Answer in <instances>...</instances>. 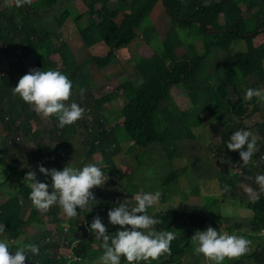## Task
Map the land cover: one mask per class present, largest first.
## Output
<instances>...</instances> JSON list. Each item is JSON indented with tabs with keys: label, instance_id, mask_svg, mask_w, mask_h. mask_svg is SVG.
I'll return each mask as SVG.
<instances>
[{
	"label": "trees",
	"instance_id": "trees-1",
	"mask_svg": "<svg viewBox=\"0 0 264 264\" xmlns=\"http://www.w3.org/2000/svg\"><path fill=\"white\" fill-rule=\"evenodd\" d=\"M60 1L36 0L31 5L18 8L13 0L11 8L0 9L1 48L13 51L19 58L29 57L38 70H58L65 74L73 86L69 103L75 102L85 109L82 119L64 128L58 127L59 121L55 116L48 118L51 124L47 132L49 143L42 142L39 133L33 131L38 141L30 156L37 162V168H21L20 159L24 154L17 140L20 134L32 131L30 122L40 116L13 91L27 72H22L17 79L0 74V124L12 138V151L16 150L7 155L11 159L8 162L0 148V166L10 170L5 182L0 183V223L5 225L7 240L14 242L10 251L14 254L18 247L31 244L39 247L40 253L37 256L29 254L25 264H76L66 257L69 249L57 243L56 235L64 233L65 227L76 233L78 225L87 224V234L74 248L75 255L82 257L79 262L82 264L94 245L100 247L95 233L89 230L93 218L99 216L102 221H108V211L124 203V197L134 196L136 192L131 186V176L135 172L131 167L122 166L124 179L117 177L119 171L115 157L131 155L137 148L143 150L136 157V170H139L143 165L140 159L144 158L146 149L161 147L171 169L160 179L161 198L165 202L168 196L177 194L175 187L187 179L185 175L189 165L186 156H197L199 153L200 148L195 146L199 141L195 131L199 128L208 130L213 123L220 128L221 139L213 152L214 158L220 160L223 166L218 179L222 190L225 185L231 189L230 192H223V196L239 201L252 211V217L245 224L230 216L213 219L202 213L180 210L153 212L150 208L148 214L155 213L153 217L163 221L155 226V230L173 231L176 239L170 246L171 255L165 254L156 261L141 264H185L184 259L191 257L198 262L199 254L195 252L196 246L191 238L197 231L203 232L209 227L220 232L224 228L229 234L258 240L264 233V193L252 202L249 198H240L234 188L247 183L259 191L255 177L264 175V138L257 140L258 151L248 165L243 164L238 152L228 150L227 144L234 132L251 131L243 123L261 111V101L255 97L246 101L243 92L251 76H257L258 80L248 88L262 90L264 30L260 29L264 27V0H72L76 5L83 6L81 14L74 16L71 10L65 8L58 15L46 18L45 13L52 11ZM161 8L165 9L172 22L164 38L153 21L155 11ZM83 16L86 18L84 23ZM68 20H72L78 29L82 48L88 51L104 46L106 53L79 61L67 40H56ZM251 33L255 34L247 38L246 35ZM240 40L246 42L247 51L234 53L232 44ZM139 41L142 44L140 56L128 59L134 65L132 74L127 75L112 92L97 97L93 92L95 77L87 66H93V71L98 73L117 62L119 52ZM180 49H184L181 54ZM214 52L215 56L227 55L221 61L222 73H213L208 68V59L213 57ZM231 92L237 99H232ZM183 96H187L188 100ZM120 99L123 100L121 108L113 111L117 124L114 129L113 122L107 120L103 109L110 102ZM22 115L26 122L18 125L16 121ZM205 117L209 119L206 121ZM258 131L264 137L262 121L258 124ZM76 136L84 137L88 158L100 153L106 163V167L101 168L106 184L93 190L96 202L91 212L77 210L85 220L79 224L76 219L63 223L59 219L62 209L58 205L47 213L37 211L29 199L31 190L24 182L27 172L34 171L38 181L51 186V177L41 174L38 165L48 169L57 167L59 161L53 159L57 155L59 160L64 161L59 170L68 166V155L72 149L67 142ZM191 143L194 145H189ZM127 144L131 147L124 149ZM187 145L194 147L195 151L185 152ZM16 179L22 181L17 191L4 197L6 184ZM131 188L133 191H130ZM190 194L200 197L197 189L191 190ZM103 208L105 211H102ZM32 226L39 227V230L28 236V229ZM195 226L201 227V230ZM118 230L122 229L112 225L107 228L109 235ZM23 236L27 238L21 243ZM73 236L66 235L65 239L74 240ZM121 264L128 262L121 258ZM229 264H264V241L252 248L249 254L232 259Z\"/></svg>",
	"mask_w": 264,
	"mask_h": 264
},
{
	"label": "clouds",
	"instance_id": "clouds-1",
	"mask_svg": "<svg viewBox=\"0 0 264 264\" xmlns=\"http://www.w3.org/2000/svg\"><path fill=\"white\" fill-rule=\"evenodd\" d=\"M14 3L19 8L31 5L32 0H14ZM72 87L71 80L58 70L30 69L19 79L13 91L37 115L43 118L55 116L59 121L58 127L64 128L74 125L85 113V109L77 103H69ZM254 97L264 102V90L248 88L245 99ZM227 149L238 152L244 165L251 164L253 155L258 151L257 137L251 131H236L231 135ZM38 169L44 176L51 177V186L38 181L34 171L27 172L24 182L31 190L29 199L32 205L42 214L58 205L68 219H78L80 215L77 210L87 209L90 212L96 202L93 190L106 184L101 168L91 163L79 169L65 166L63 170L48 169L41 164ZM255 183L259 191L252 187L246 188V194L252 202H256L260 193H264V175H257ZM222 191L230 192V186L225 185ZM161 196L159 190L154 193L141 191L135 195L133 206L120 203L109 210V224L122 229L113 235L108 234L99 216L93 218L89 230L95 233V239L103 249V254L95 264H121V258L128 264H141L156 261L165 254L171 255L170 246L176 239L174 232L156 231L155 226L163 221L148 214L150 208L159 205ZM5 231V225L0 223V236ZM191 240L196 246L195 252L203 255L209 264H223L225 259H238L252 251L251 240L211 227L203 232L197 231ZM12 243L0 239V264H25L29 254L37 256L40 253L39 247L29 244L18 247L13 254L10 251ZM71 260L79 264L80 258L72 256Z\"/></svg>",
	"mask_w": 264,
	"mask_h": 264
},
{
	"label": "rangeland",
	"instance_id": "rangeland-1",
	"mask_svg": "<svg viewBox=\"0 0 264 264\" xmlns=\"http://www.w3.org/2000/svg\"><path fill=\"white\" fill-rule=\"evenodd\" d=\"M36 1V0H32ZM13 5V0H0V9H9ZM65 8L71 10L74 16H77L81 14L84 10L83 6L80 7V5H76L72 0H61L50 12L45 13V17L49 18L52 15H58L60 12H62ZM82 19L83 22H86L85 16ZM74 18V17H73ZM72 18V20H73ZM72 20H68L66 22L64 29H62L61 34L58 35L56 38L57 41L61 40H67L71 48L76 51V55L80 58L79 61L84 60L87 57H90L91 55H103L106 53V48L104 46H97L94 50H88L82 48L80 45V37L78 33V29L75 26L74 23H72ZM153 21L156 25V29L159 31L162 38L165 37V33L170 29L172 22L170 17L165 13V9L161 8V10H156L153 15ZM142 47L141 42L132 45L128 49H124L121 52L118 53V61L114 62L110 67L103 69L102 71L95 73L93 71V66H87V68H91L93 75L95 77L96 86L94 89V94L97 97H101L106 92L110 93L112 92L120 83H122L126 76L129 74H132L133 72V62L129 63V58H134L136 56H140V49ZM232 51L234 53H240V52H246L247 51V45L244 40L238 41L236 44H232ZM184 52V49H180V54ZM216 52H214L213 57L208 59V68L213 73H219L221 70V61L224 57H226V53L217 54L215 56ZM82 55V56H81ZM81 56V57H80ZM215 56V57H214ZM30 69H36L35 64L33 61L30 60L29 57H17L14 55L13 51L8 52L5 49L3 50L1 48V42H0V74L5 73V77L8 75H11L15 77L16 79L18 77H21L22 72L26 71L28 72ZM222 73V72H220ZM261 78V88L264 90V76ZM1 78V75H0ZM260 78V76H259ZM258 80L257 76H251L248 78V84L246 87H244L243 92V98H245L246 90L249 86H251L253 83H255ZM185 100H188L187 96H183ZM232 99H237V96L234 95L233 92H231ZM246 100V99H245ZM248 101V100H246ZM121 104H123V100L120 99L117 102H110L107 106L104 107L103 111H105L107 120H110L114 127L116 129V117L114 112L119 111L121 108ZM260 114H256L254 116H251L247 119H245L243 125L245 127L251 128V132L257 137V140L264 138L262 135H260L258 131V124L262 121L264 123V103L261 102L260 105ZM110 111V113H109ZM109 113V114H108ZM40 116V115H39ZM206 121L209 119V117H205ZM25 116L22 115L16 123L26 122ZM226 122H228V117L226 118ZM19 125V124H18ZM29 127L32 128V131L22 133L19 135V144L22 145V151L21 153L24 154V156H21V163L20 167H29V168H37V162L33 160V158L30 156V153H33V151L36 148V141H38L37 138L33 136V131H37L39 136H41L42 142L49 143V135L48 131L51 129V124L48 120V118H43L42 116L39 117V119H32L30 122ZM28 130V128H27ZM220 128L216 123L211 124V126L208 128L197 129L195 131V134L199 138V141L195 143L196 148H200L199 153L197 156H193L194 154H188L186 156V163L189 165V168L187 170V173L185 177L187 179H183L181 185L175 187V192L177 193L176 196L173 194L171 196H168L165 199V202L162 201V198L160 200V203L158 206L154 207L153 210H160V211H171V210H180L185 211L187 213H202L207 215L210 218H216L221 216H230L235 221H239L240 223L247 224L250 218L252 217V211L248 210L244 205H241L239 201L235 200H229L226 199L223 196L222 191V183H220V180L218 179V173H220L223 170V166L220 162V160L214 158L213 152L216 151V145L220 142ZM9 132L0 124V148L2 152L7 156L10 153H15L16 150L12 151L11 149V140L12 138L8 137ZM84 137H73L70 142H67V145L72 149V151L68 155V165L70 167L74 168H82L83 166L91 163L95 164L100 168L106 167V163L104 161V158L100 153H96L91 158L87 157V151L85 149V145L83 142ZM185 143V142H182ZM9 144V145H8ZM18 145V144H17ZM189 145H194L193 143ZM20 146V145H18ZM159 146V145H154ZM128 147H131V144H127L124 146V149H127ZM185 152L186 151H195L194 147H184ZM161 147H153L150 152L153 154L159 153V155H155L154 158L150 157L148 154H145L143 156L144 158L140 161L143 164L139 170L134 171L135 173L133 176H131V182H132V188L136 191L134 192V196H126L123 201L129 206H133L135 204V195L141 191L143 192H155L160 189V178L167 175L168 172L171 170L168 167V162L165 160V154L163 150L161 151ZM147 152H149L148 149H146ZM198 151V150H196ZM143 150L137 148L135 149L134 153L131 155H128V157L123 159L121 157H118L114 159L115 164L118 166L119 174H117V177L123 178L124 175L121 174L122 172V166H131L135 163L137 164L136 157L141 154ZM20 153V154H21ZM19 154V155H20ZM143 154V153H142ZM190 156V157H189ZM54 158H57V156H54ZM150 160H153L154 163L152 164ZM7 161L10 162L11 159L7 156ZM64 165V161L60 162L57 167ZM122 167V168H121ZM56 168V167H55ZM53 169V167L51 168ZM10 174V170L6 167L0 166V183L5 182V179ZM116 177V175H115ZM124 179V178H123ZM22 181L19 179L13 180L11 183H7L5 186V193L4 197L7 195H11L12 193H15L17 191L19 184H21ZM9 184V185H8ZM252 187L251 185L247 183H241L237 185L236 193L241 198H249L246 194V188ZM254 187V186H253ZM252 187V188H253ZM132 188L130 191H133ZM197 189L199 191L200 197L195 196L194 194H190L191 190ZM253 189L257 190L256 187ZM139 191V192H138ZM182 193L178 195L180 192ZM258 191V190H257ZM194 192V191H193ZM185 193V195H183ZM162 197V196H161ZM199 199H198V198ZM197 199V200H196ZM201 207L203 210L199 211L197 208ZM93 208V207H92ZM92 210V209H91ZM86 212H89L87 209H85ZM91 212V211H90ZM155 213H151L150 216H153ZM59 219L63 223H67V220H69L66 215L61 213ZM237 219V220H236ZM78 224L83 223L85 220L83 217L79 216ZM84 220V221H83ZM103 223L107 228L110 227L107 220H104ZM232 225V224H229ZM69 226V225H66ZM197 230H201V227L195 226ZM212 228V227H211ZM39 230V227L32 226L28 229V236L35 234ZM221 232H227L226 229L223 228ZM236 234V233H233ZM237 235V234H236ZM65 236L63 233L58 232L56 235V241L57 243H62L61 240H65ZM27 238V236H23L20 241L21 243ZM0 239H6L7 237L0 236ZM19 241V242H20ZM261 241H264V233L260 236L258 240H251V248H255ZM103 254V249L101 247H98L97 245H94L93 250H90L87 252L84 262L82 264H95V261L98 259L99 256ZM199 260L196 262V260H193L191 258H185L184 263L185 264H209V262L203 257V255H198ZM195 261V262H194ZM232 260L225 259L223 264H229Z\"/></svg>",
	"mask_w": 264,
	"mask_h": 264
},
{
	"label": "built area",
	"instance_id": "built-area-1",
	"mask_svg": "<svg viewBox=\"0 0 264 264\" xmlns=\"http://www.w3.org/2000/svg\"><path fill=\"white\" fill-rule=\"evenodd\" d=\"M2 75H4V73H2ZM102 211H105V208H103ZM63 231H64V233H63L64 235L72 236V232L69 231L68 227H65ZM87 232H88L87 224H84V226L78 225L77 228H76V234L77 235L75 236L74 240L73 239H71V240L70 239L61 240L62 241L61 244H64L69 249V254L66 256L68 259H71L72 256H76V257L80 258L79 262L82 261V257L81 256L75 255L74 248L77 245V243L82 241L84 234L85 233L87 234Z\"/></svg>",
	"mask_w": 264,
	"mask_h": 264
},
{
	"label": "crops",
	"instance_id": "crops-1",
	"mask_svg": "<svg viewBox=\"0 0 264 264\" xmlns=\"http://www.w3.org/2000/svg\"><path fill=\"white\" fill-rule=\"evenodd\" d=\"M78 137V136H77ZM152 148H148V150H149V152H147L146 151V154H148L150 157H152V156H155V155H159V153H156V154H153V153H151L150 152V150H151ZM54 156H57V155H54ZM54 156H53V159L55 160V161H59L57 164H59L60 162H62L61 160H59V157L57 156V158H54ZM160 156V155H159ZM126 157H128V155L127 156H125L124 158H126ZM152 158H154V157H152ZM123 159V158H122ZM68 161H69V159H68ZM150 162L153 164L154 163V161L153 160H150ZM70 165H71V163H70ZM70 165H68V166H70ZM63 166V165H62ZM65 167V166H64ZM128 167H131L132 168V170L133 171H136V163L134 164V165H129ZM58 167H56L55 169H57ZM58 170H59V168H58ZM63 170V169H62ZM132 176H133V174H132ZM162 178V177H161ZM160 178V179H161ZM160 181V180H159ZM159 191L161 192V188L159 189ZM162 193V192H161ZM175 196H176V194H174ZM179 195V194H178ZM124 199H126V198H124ZM199 211H201V210H203L201 207H198L197 208ZM151 210L153 211V212H155L154 210H153V208H151ZM156 211H158V210H156ZM74 236H76L77 234L76 233H72ZM73 236V237H74ZM75 238V237H74ZM60 244V243H59Z\"/></svg>",
	"mask_w": 264,
	"mask_h": 264
},
{
	"label": "water",
	"instance_id": "water-1",
	"mask_svg": "<svg viewBox=\"0 0 264 264\" xmlns=\"http://www.w3.org/2000/svg\"><path fill=\"white\" fill-rule=\"evenodd\" d=\"M260 30H264V27H262ZM213 32H217V31H213ZM255 33H251V34H248L246 35L247 38H250L254 35Z\"/></svg>",
	"mask_w": 264,
	"mask_h": 264
}]
</instances>
